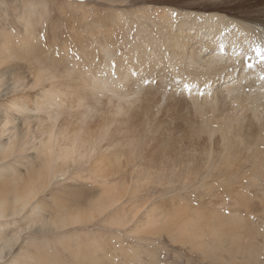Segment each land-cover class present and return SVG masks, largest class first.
Segmentation results:
<instances>
[{
  "label": "rangeland",
  "instance_id": "1",
  "mask_svg": "<svg viewBox=\"0 0 264 264\" xmlns=\"http://www.w3.org/2000/svg\"><path fill=\"white\" fill-rule=\"evenodd\" d=\"M160 7L171 9L173 14L180 15L179 17L217 14L243 23L264 25V0H0V60H4L0 63V146L6 145L12 133L17 132L15 146L10 153L0 155V203L6 204L5 217L0 218V247L5 249L2 257L0 256V264H264V234L260 229L264 221L262 194L264 185L257 184L256 170L246 169L230 173L220 170L207 172L202 168L191 172V167L190 170H184L185 166L182 165L173 168V171L169 168L170 170L161 172L162 177H159L160 172H156L153 168L141 172L136 168L133 172L132 162L141 159L148 152L140 150L131 152V149L125 145V140L112 132V137L108 140L115 142V146L103 150V154L108 151L112 153L111 160L104 161L108 167L102 168L103 172L92 171L90 168L89 163L93 162L95 155L89 163L71 166L73 170L58 182H50L48 176L43 173L39 180L34 175V170L42 163L41 159L37 158L38 153L33 149L43 137L37 121L41 124L46 122L44 125L49 124V121L45 114L41 113L40 118L43 119L31 118L30 126L25 125V118L29 116L18 114L17 108L14 104L10 107V103L16 101L15 104L25 103L28 107L34 103V96L41 89L40 86L33 85L35 75L40 73L39 63L52 62V65L49 64L55 69L58 77L56 80L66 82H56L64 93L72 91L66 86L68 83H74V80L68 81L74 76L67 72L74 66L75 60L81 61L78 64L81 69L84 62L89 63V66L92 65L95 71L103 68L102 62L105 63L106 56L102 53V48H99L100 44L104 47L111 42V45L117 43L114 52L120 57L121 55L127 57L120 59L121 63L127 67L135 62L133 65L138 67L137 60L127 55L132 44L142 37L141 40H144V37L150 40L153 35L164 37L163 34L156 35L161 28L158 18L154 16L142 20L141 13L147 12L146 14L153 16L156 14L155 9ZM134 11L135 13L137 11L138 19L142 22L136 19L137 15L134 16ZM32 12L33 16H31ZM111 17L115 19L120 17V22L125 19V24L119 23L120 27H114L111 23L114 20H111ZM28 19L32 21L28 24L32 28L30 37L24 32ZM144 21L147 25L153 24V28L147 26L148 30L151 28L152 33L150 30L146 32L143 26V29L141 28V25H146ZM142 30L145 31V36ZM148 32L151 33H149L150 37ZM98 43L99 47L96 45ZM95 46L98 51L95 50ZM99 49L104 56L99 54ZM79 56L81 58H78ZM129 58L132 59L131 64ZM99 62L101 66L98 65ZM146 71L148 85L146 87L155 95L153 102L146 105V92L142 90L136 95L133 106L127 111V115L131 116L149 113L151 118L149 124L158 133L152 135L146 141V145L154 148L161 140H166L159 137L164 135L165 138L176 137V143L183 151L185 150L180 156L181 160L186 161L185 163L192 158L195 150L199 155L201 150L212 149L214 155H217L223 149V140L218 138L209 140L203 137L192 141L189 137L186 104L190 99V91L187 85H184L186 82L181 79V75L168 69L165 71L158 64L152 68L148 66ZM260 73L262 75L263 72ZM31 74L32 77L29 78ZM139 74L142 73H134V77L136 79L138 76L137 80H142L145 76L141 75V77ZM164 76L165 78H162ZM15 79H22L21 83L25 84L26 89L21 87L20 89H23L21 91L16 87ZM162 79L166 80L162 81L164 86L160 81ZM172 82L177 85L173 89ZM29 85L33 90H30L32 88ZM137 86V84L132 85L135 89ZM25 90L30 91L25 92ZM17 92L19 93L15 94ZM160 92L167 93L164 101ZM218 93L219 91H215L214 94L206 93L204 90L197 91V95L204 98L209 94L208 99L213 95L220 98L221 95ZM75 96L76 94L68 93L63 103L71 101ZM29 97L31 98L27 99ZM106 99L103 98L100 103L102 105L97 106V112L101 115L97 113L95 118L92 117V122L88 119L86 125L89 132L96 131L98 122L101 124L102 117L108 115L109 109H112L103 108L110 106ZM102 109L106 112L104 113ZM79 112L80 109L75 108L72 116L65 114L59 122L60 127L66 125V122H72L71 129L78 128ZM121 119L124 121L123 117ZM196 122L193 119L191 122L189 120V125ZM137 125L139 123L129 124L130 127ZM24 141L27 145L20 150ZM98 152L96 151V154ZM116 155H121L118 159L121 160L120 163L115 162ZM247 155L248 157L244 159L253 158V153L249 155L242 152V157ZM198 157L202 159L203 155ZM161 160L164 163L169 161L171 165L173 158L163 156ZM61 167L67 168L63 164ZM149 173L151 175H148ZM231 175L233 178L230 177ZM108 183L123 184L119 193L123 194L121 203L124 204L117 209L108 208L100 214L97 203ZM26 191L34 196L28 197L29 204L24 210L20 213L14 212L13 210L17 208L14 203L15 198L18 196L27 198ZM216 207L229 212L224 218H231L237 212L244 216L243 223L230 224L231 227L237 228L236 236L240 234L241 239H235L222 251L211 252L208 246L202 248L201 245L194 248L187 239L175 238L174 234L170 236L169 233H173L171 226L174 221L191 219L196 213L208 216ZM62 214L70 218L78 216L82 221L63 229H56L54 222ZM136 214H138L136 220L132 222L131 217ZM153 220L157 225L149 227V222ZM47 224H50V227ZM249 229L253 232H249ZM13 235L18 236L16 244L11 249L3 246ZM230 237L233 236L230 234ZM204 241L209 242L210 237H204ZM245 249L247 252L244 253ZM97 257L99 261L93 263L92 260Z\"/></svg>",
  "mask_w": 264,
  "mask_h": 264
},
{
  "label": "bare ground",
  "instance_id": "2",
  "mask_svg": "<svg viewBox=\"0 0 264 264\" xmlns=\"http://www.w3.org/2000/svg\"><path fill=\"white\" fill-rule=\"evenodd\" d=\"M155 11L156 14L153 16L152 14H146L147 12L145 14L141 13V19H151L154 16L155 18H158L161 28L159 29V32L155 33L156 35L158 33V35L163 34L164 37L159 38L153 35L154 37L150 38V40H146V37H144V40H141L142 37L132 44L127 55L132 59L137 60L133 61H136V64L139 63L138 67L137 65H133L135 62L132 63V59L130 58L129 63H132L131 65L126 67L121 63L120 59H126L127 57L124 58L122 55L120 57V55H117L118 53L116 54L114 52L117 43L111 45V42L104 47H102V44H100L99 47L98 43L96 45L100 49L102 48V53L106 56L105 63L102 62L103 68H98V70L95 71L92 68V65L89 66V63L85 64L84 62L82 63L81 69L80 65H78L81 61L78 62V59L75 60V56L74 60L76 62L67 72V74L74 76L73 79L67 80H74V83H68L67 86L64 84L67 89L72 91H66L64 93L62 88L56 84L57 81L61 83L62 80H56L58 77L55 73V69H52V62H48V64H51L48 65L40 60V73L35 75L34 83H32L34 86H40L41 89H39L40 92L34 96L35 99L33 98V106H30L33 109H29L30 107H28L27 104L25 105V103L19 105L15 104L16 101H11L10 107L14 104L17 108L18 114L29 116L28 118H25V125H29L31 118H37V120L43 119L40 118L41 113L45 114L46 119L49 121V124L47 125H44L46 122L41 124L40 121H37L38 125L36 124L38 128L40 127L39 130L43 132V137L38 144H35L33 147L38 153L37 158L41 159L42 162L34 170V175H36L38 180L43 173L48 176L50 182L61 181L63 180V177H66L68 173L73 170L71 166L89 163V160H91V158L93 160L95 155L96 157L93 162L89 163L90 168L92 171L96 170L99 173L103 172L102 168L108 167V164L104 163V161L111 160L110 156L112 155L109 151L103 154V150L115 146V142L108 140L112 137L111 133L115 132V134L117 133L125 140L124 143L131 149V152H139V150L148 152L146 155L142 156L141 159L132 162L134 168L133 172L136 171V168L139 169L137 170L138 172L153 168L156 172H160L158 173V176L160 177L161 172H164L167 169L173 171V168L179 166L182 167V165L185 166V168H183L184 170H190L189 168L191 167L193 169L190 170L191 172L195 170L199 171L202 168L207 170V172L220 170L230 173H237L249 169L257 171V184L264 185V25L258 23H243L217 14L206 15L203 17L195 14L182 15L179 17V14V16H175L171 9L163 7L155 9ZM31 14V16H33L34 13L32 12ZM135 14H138L137 11L136 13L134 11V16ZM138 17L139 16L137 15L136 19H138ZM110 19L114 20L111 22L114 24V27H120L121 24L119 25V23L125 24V19L123 18V22H120V17L119 19L112 17ZM142 20L139 21L142 22ZM153 20L155 19L153 18ZM30 23H32V21L28 19L24 31L25 35L29 37L32 35V28L28 25ZM144 23L146 22L144 21ZM152 25V23L151 25H147L146 23V25H141V28L143 26L147 32L151 29L149 28L148 30V27ZM153 27L154 26H152V28ZM90 31H92V29H90ZM142 31L144 35L145 31ZM152 32L153 31H151V33ZM149 33L150 32L147 34L150 37L151 33ZM38 44L40 43H37V45ZM94 48H96V46ZM97 49L98 48L95 50L98 51ZM101 50L99 51V54L103 55L100 53ZM32 55H34V53ZM81 57L83 56L81 55ZM81 57L79 56L78 58ZM19 58L21 59V57ZM83 61L84 60H82V62ZM1 62L3 63L4 60H0V63ZM102 64L99 62L98 65L101 66ZM155 64L162 66L165 71L168 69L169 71L171 70L172 72L178 73V75H181V79H184L186 82L184 85H187V88L190 91V99L188 100V104H186V109L188 111V115H186V125L189 130V137L192 141L193 139L195 140L203 137L209 140H214V138L223 140V149L219 151L217 155H214L212 149L201 150L199 155H197L198 153L196 154L195 150L192 154V158L185 163L186 161L180 159V156L185 150L183 151L180 145L176 143V137L165 138L166 136L164 135L159 137L166 140H161L160 144L154 146V148L146 145V141L151 138L152 135L158 133V131L154 130L149 124L151 123L149 113H145L141 116H131L129 114L127 115V111L133 106L136 95L142 90L146 92V105L153 102L155 95L151 89L146 87L148 86L146 84V68L148 66L152 68ZM249 64H251L252 67H248ZM134 67H137L135 68L136 70ZM260 71L263 72L262 75ZM134 73H142L141 75H144L145 77H143L142 80H137L139 77L135 75V79ZM31 77L32 74L29 78ZM162 78H165V76ZM61 79H63V77ZM20 80L15 79V86L19 87V89L21 87L26 89L24 86L25 84L22 85L23 83H21L22 79ZM160 81L163 84L164 82L162 81L166 80L162 79ZM173 81L175 80L173 79ZM62 82L66 83L65 81ZM135 83L138 85L136 87L137 89L132 87V85H136ZM175 86L177 85L173 83L172 89ZM256 86H258V88H255ZM20 90L22 91L23 89ZM30 90H33V88ZM30 90H25V92H29ZM199 90H204L206 93L213 94L215 91H219L218 94L221 96L219 98L212 94L213 96L208 99V94L206 95L207 97L204 98L197 95V91ZM18 93L19 92L15 94ZM33 93L36 92L33 91ZM68 93L76 94V96L73 97L71 101H67V103L64 104L63 99ZM159 94L162 95V101H164L167 93L163 94V92H160ZM30 98L31 97L27 99ZM103 98H107L108 105H110L103 108L107 109L108 107H111L112 109H109L110 112L108 111V115L101 116L102 123L99 124L98 122V129L94 132H89V128H87L86 124L89 120L92 122V117L95 118V115L98 113L97 106L102 105L100 103H102ZM104 104L106 105V103ZM75 108L80 109L79 127L71 129L70 124H72V122H66V125L60 127L59 122L62 117L67 113L72 116ZM102 110L104 113L106 112L105 109ZM98 114L101 115V113ZM122 117L124 118V121L121 119ZM192 119L197 122L189 125V120L191 122ZM131 122L139 123V125L130 127L129 124H131ZM38 128H36V130H38ZM16 137L17 132L12 133L11 139L8 143L0 146V155L2 153H10L11 149L15 146ZM118 144H120L119 141ZM26 145L27 143L24 141L20 150ZM96 151L98 152L97 154ZM242 152L249 155L253 153V158L244 159L247 158L248 155L242 157ZM201 154L203 155L202 159L198 157ZM163 156L173 158L172 164L170 165L168 163L169 161L166 163L162 162L163 159L160 161ZM120 157L121 155H116L115 162L120 163L121 160H118ZM61 164L65 165L67 168L62 169ZM148 175L151 174L149 173ZM230 177L233 178V175ZM107 185L104 187L100 201L97 203L100 214L105 212L108 208L117 209L124 204L121 203L123 201V194L119 193L120 187L123 184L108 183ZM262 192L264 196V189ZM31 196L33 197L34 195L28 193L27 198L16 197L15 202H13L15 203V206L17 205V208L13 211L20 213L24 210L29 204L28 197ZM5 205L6 204L4 203H0V218L5 217ZM137 215L138 214L131 217L132 222L136 220ZM226 215H229V212L224 209L219 210L218 207L214 208L213 212L208 216L196 213L191 219L174 221L172 226L170 225L173 233L169 234L170 236L171 234H174L175 238L179 237L181 239H187L191 246L193 244L194 248L202 245V248L208 246L211 252L216 250L222 251L223 248L225 249L227 245L232 241H235V239H241L240 234H237L236 236L237 228L231 227L230 224L235 223L238 225L244 222V216L238 212L231 216V218H224ZM57 219L58 220L54 222L56 229H63L73 223H79L82 221L78 216L70 218L68 215L64 216L63 214L57 217ZM49 225L48 227H50ZM156 225L157 222L154 220L149 222V227H154ZM262 225L263 226L260 229L264 234V221L262 222ZM42 227L46 228L45 225H42ZM249 232L253 231L249 229ZM258 233L259 232L257 231L256 234ZM230 234L233 237H230ZM17 235H13L11 238L9 237V240L4 239L6 241L3 246L11 249V247L18 241ZM204 237H210V241L205 242ZM204 243L205 245H203ZM1 247L0 256L2 257L5 249H2L3 247ZM243 252L245 253L247 250L245 249ZM98 261V257L97 259L92 260L93 263Z\"/></svg>",
  "mask_w": 264,
  "mask_h": 264
},
{
  "label": "snow or ice",
  "instance_id": "3",
  "mask_svg": "<svg viewBox=\"0 0 264 264\" xmlns=\"http://www.w3.org/2000/svg\"><path fill=\"white\" fill-rule=\"evenodd\" d=\"M258 51H259V50H258ZM248 67H252V65H251V64H249V65H248Z\"/></svg>",
  "mask_w": 264,
  "mask_h": 264
}]
</instances>
